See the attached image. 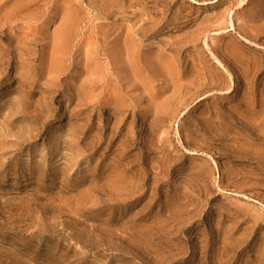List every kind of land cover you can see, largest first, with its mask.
I'll use <instances>...</instances> for the list:
<instances>
[{"label":"rangeland","instance_id":"rangeland-1","mask_svg":"<svg viewBox=\"0 0 264 264\" xmlns=\"http://www.w3.org/2000/svg\"><path fill=\"white\" fill-rule=\"evenodd\" d=\"M0 264H264V0H0Z\"/></svg>","mask_w":264,"mask_h":264}]
</instances>
